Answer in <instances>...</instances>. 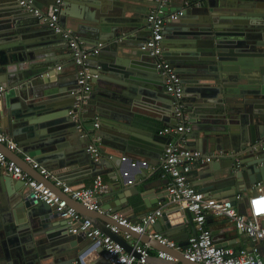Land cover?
Listing matches in <instances>:
<instances>
[{
	"label": "water",
	"instance_id": "water-1",
	"mask_svg": "<svg viewBox=\"0 0 264 264\" xmlns=\"http://www.w3.org/2000/svg\"><path fill=\"white\" fill-rule=\"evenodd\" d=\"M190 1L193 4L176 19L167 21L163 30L162 55L180 76L183 84L180 101L187 102L183 104V116L188 128L180 138L186 136L190 140L186 143L188 147L214 153L211 161L198 170L199 179H203L199 182L201 187L209 195L225 189L227 192L220 195L228 198L243 192L236 207L244 212L249 198L247 189L258 182L264 186V146L260 145L264 140V74L253 75L258 69L253 62L264 59V18L260 20L255 15L250 21L242 20L235 11L248 7L244 0ZM199 1L202 4L196 5ZM159 2L67 0L64 3L59 25L69 29L71 37L82 44L95 43L98 49L89 58L94 61L90 68L95 76L91 80L92 89L85 96L77 84L79 65L67 49L69 38L41 23L32 11L15 0H0V87H4L0 91V115L4 116L7 133L14 136L20 151L29 153L40 165L50 163L49 169L77 163L91 166L93 175L115 172L116 182L104 194L115 198L105 203L99 201L108 214L90 210L80 201L63 196L83 217L127 250L131 249L130 241L106 228L107 223L116 224L110 214L117 212L122 203L128 205L127 191L130 194L139 191L137 183L120 173L121 165L126 161L136 164L127 155L133 151L130 146L142 149V153H136L140 157H161L172 140L168 134L160 133L161 125H171L172 119H176L175 99L163 92L157 58L141 51L152 59L147 61L136 55L139 64L124 59L130 43L149 35L147 15ZM52 3L53 0H35V6L44 13ZM105 6L110 7V12ZM179 7L170 0L163 7V14ZM89 8L96 12H88ZM249 23L261 28L257 29L259 32L253 31ZM248 24L247 29L252 32H245L244 25ZM223 28L228 32L222 31ZM256 40L250 49L237 47ZM169 44L175 48L171 50ZM66 49L76 70L73 74L68 73L65 64L60 66ZM248 50L254 59H248ZM184 52L189 55L184 56ZM259 83L260 88L256 86ZM239 95L243 100L232 103ZM150 99L161 102L167 117L160 119L146 113V102ZM20 121L27 124L26 138L17 136L16 124ZM142 131L150 137L138 136ZM0 145L6 154L5 145ZM89 145L99 151L97 159L87 151ZM220 150L222 155L217 154ZM11 153L22 169L36 179H43L38 168L32 169L18 152ZM142 163L147 165V161ZM44 180L47 186L61 192L52 180ZM142 188L146 190L145 185ZM139 194L144 196L143 192ZM157 197L159 201L164 199L161 195ZM180 214L184 222L192 224L190 211L174 205L163 209L152 228L184 246L187 240L176 237L177 230L182 229L177 220ZM57 218L58 214L48 204L35 200L22 180L0 168V264H88L84 260L90 239L83 233H71L66 220L55 222ZM132 236L151 247H154L152 240L159 244L148 233L132 232ZM96 248L104 252L101 247ZM259 249L263 256L264 246L259 245ZM178 253V262L163 260L167 264H192Z\"/></svg>",
	"mask_w": 264,
	"mask_h": 264
},
{
	"label": "built area",
	"instance_id": "built-area-1",
	"mask_svg": "<svg viewBox=\"0 0 264 264\" xmlns=\"http://www.w3.org/2000/svg\"><path fill=\"white\" fill-rule=\"evenodd\" d=\"M15 1L20 6L32 11L49 28L54 29L56 32H62L65 37L69 38L67 46L73 54L75 63L79 65L77 84L82 94L88 93L91 88V80L95 76L91 72L89 58L95 55L98 49L97 47L86 48L75 37H71L70 30L63 29L59 25L60 13L66 0H53L47 13L42 12L35 6V0ZM169 1L160 0L157 8L152 9L147 15L146 20L150 33L139 48L141 51L148 52L151 56L157 58L156 68L163 78L165 91L175 99L174 113L182 122L174 126H164L160 131L162 134L172 135L173 133L181 134L188 128L184 123V105L180 101L183 96V84L174 67L162 55L160 42L166 22L180 16L185 7L189 5V0H184L180 8L164 15L162 9ZM100 45L99 43L98 46ZM96 125L97 123H94V126ZM0 143L11 151L17 148V144L12 139L1 133ZM260 145L264 146V140ZM87 150L91 151L96 159L99 157V151L94 146L89 145ZM213 154L203 153L197 148L183 146L178 142H170L164 147L160 165L163 174L168 177L167 200L136 220H131L118 212H113L110 216L116 221V224H106V228L111 233L119 234L123 239L130 241V250H127L109 234H104L99 228L95 227L89 218L83 217L63 196V194H66L67 197L80 201L90 210L108 214V211L101 209L99 205V197L108 192V184L100 175L94 177L90 186L74 188L54 176L50 170L43 168L30 155H25L24 160L30 164L32 169L38 168L39 173L43 176V179L39 180L22 169L14 158L8 157L1 149L0 168L12 177L22 180L29 187L35 200L45 202L58 214V218L66 220L69 224L68 230L71 233H83L90 239V248L101 247L107 254L108 264H148L151 247L148 243L134 238L132 232L139 235L148 233L147 228L155 224L163 208L170 204L190 211L195 222L196 233L187 238L184 246L178 245L174 240L158 232L148 233L149 238L156 239L159 244L165 245L167 248L181 252L182 256L192 264H264V258L259 249L260 243H264L263 185L259 182L256 183L255 193L249 196L244 212L238 211L236 207V204L242 200V195L239 192H236L231 198L205 195L192 184L190 171L196 163L210 162ZM217 154H221V151ZM44 179H52L54 186H57L61 192H56L47 186ZM233 201H235V204ZM211 215L227 218L239 232L251 241L249 248L244 246L235 248L216 242L211 229L206 224L207 217ZM157 256L171 262H178V258L166 250H158Z\"/></svg>",
	"mask_w": 264,
	"mask_h": 264
},
{
	"label": "crops",
	"instance_id": "crops-1",
	"mask_svg": "<svg viewBox=\"0 0 264 264\" xmlns=\"http://www.w3.org/2000/svg\"><path fill=\"white\" fill-rule=\"evenodd\" d=\"M44 1L47 2V0H44ZM172 1H173V3H176V4H178V6L181 7L182 2L184 0H172ZM244 2H245V4L248 5V7H244V8L240 7L241 9L239 11H235V12L239 13V16L242 20L245 19V21H250L251 19H254L255 15H257L259 17V19L264 18V0H244ZM76 3H75L76 7L79 10H81L82 7L79 6V4H78L79 1H76ZM66 4H67V0L65 1V5ZM192 4L193 3H191V1L189 0V5H187L185 7V9L189 6H191ZM200 4H202V1H199L196 3V5H200ZM65 5L63 6L62 10H64ZM105 7H106V10L110 9L109 6H105ZM89 11L90 12H92V11L96 12V11H94L93 8H89L88 12ZM102 12L103 11H100V13H102ZM109 12H110V10H109ZM114 12H117V11H114ZM128 13H130V12H128ZM99 16H100V14H99ZM40 22L44 23L41 20H40ZM249 24L251 25L250 28L253 29V31H255V32L258 31L257 29H261L259 27H253V25H254L253 23H249ZM249 24L244 25L245 32H248V31L252 32V30L247 29V26L248 27L250 26ZM226 29L223 28L222 31H226ZM226 32H228V31H226ZM146 38H147V36L142 37V39L138 40L137 43H135V44L130 43V44H132V46H128V48L130 47L129 51L125 50L126 57L124 59L129 61L130 63H134V64H139L138 60H137V56L140 57V59L146 58L147 61H150L152 58H149L148 55L142 53L140 48H139L140 44L143 41H145ZM256 42H257V40L255 41V43H254V41L251 42L252 43L251 45H244L243 44L242 46H237V47H239V48L249 47L248 49H250V47L254 46L256 44ZM160 43H161L162 51H163L164 50L163 44H165V42H163V37H162V41ZM81 44H82V42H81ZM82 45H84L88 49H92L96 46L95 43L90 44L89 42L82 44ZM169 48L172 50L175 47H173V45L169 44ZM187 48H192V47L190 46ZM67 49H69V48L67 47ZM67 49L65 50V55L63 56V60H62V63L60 66L65 64L66 70L68 71V73L73 74V72H76V70L73 67V63L71 62V59H72V58H70L71 53ZM250 53H251V50L250 51L248 50V54H249L248 59L249 58L254 59V57H253L254 55H250ZM143 54L145 56H143ZM183 54L185 56V54H188V53L184 52ZM129 57H131V58H129ZM89 61H90L89 65L91 66L94 63V61H92V60H89ZM253 63L255 65V67L258 68L257 72H254L253 75H255V76L260 75V74L263 75L264 74V72H263L264 71V59H262V61H260L258 63H256V62H253ZM162 85H163L162 86L163 92L167 93L165 91V87H164L163 82H162ZM261 85H262V83H259L256 86H258V88H260ZM92 86H91L90 90L92 89ZM3 90H4V87H0V91H3ZM258 90L260 91V89H258ZM79 92L82 93V91L80 89H79ZM88 93H86L85 96L88 95ZM240 97L237 96L232 101V103L238 102L240 99H242V96H240ZM184 103H187V102L184 101ZM146 104H147V106H146L145 110H146L147 114H150L152 116L153 115L158 116L160 119H161V117H167V112L165 111V108H163V105L161 104L160 101L156 100L153 102V100L151 101V99H150L146 102ZM149 119H150V117H149ZM172 120H173V122H172L173 124H171V125H173V126L176 125L177 123L182 122V120L179 119L178 117H176V119H172ZM94 123H96V122H94ZM94 123H93V125H94ZM184 123L186 126H188V123L185 120H184ZM89 125L92 126L91 122H89ZM164 126H167L166 123H162L161 127H164ZM5 127H6V122H4V116L0 115V133L7 136L10 139H12L17 144V141L15 140L14 136L8 134ZM26 127H27V124L24 121H20L16 124L18 137L24 135V138H26ZM181 134L173 133L172 135H169L168 137H171V139H172L171 142H178L181 145L186 146V143L190 140L188 138H186V136H182V138H180ZM138 136L146 137V138L150 137L144 131H142L140 134H138ZM190 139H191V137H190ZM196 140H197V138H196ZM137 143L143 145L142 142H137ZM144 143L147 144L148 141L144 140ZM0 147H1V145H0ZM19 147L21 148V146H19ZM19 147L17 144V148L14 150V152H18L19 156H21L23 159H24L25 155H30L29 153H24L23 151H20V149H18ZM129 149L130 150L132 149L133 151H129V154H127V155L132 159V161H136V164L133 165V164H131V162L129 163L126 161L125 163H123L121 165L120 173H123L124 175L126 174L127 180L132 181V183H134V184L137 183L136 186H137V189L139 191L136 192L135 194H130V192L127 191L129 196L127 198H125V201L128 202V205L126 206L125 203H122L121 208L117 212L128 217V218H130L131 220H136L141 215H143L144 213L158 207L160 203H163L165 200H167L168 177L166 175H164L162 172L161 165H160L161 164V157H158L157 159L147 157V156L146 157H140L136 153H142L143 151L141 148H139L137 146H130ZM5 150H6V154L12 156V158H15V156L12 155L11 150H8V149H5ZM87 151L92 153L89 150H87ZM220 151H221V154H218V155H222V150H220ZM99 156H100V153H99ZM108 156H111V155H108ZM139 160H141V161H139ZM142 161H147V165H144L142 163ZM70 162H72V159H70ZM202 165H204V163L203 164L196 163L192 167V169L190 171V180H191L192 184L198 190L202 191L207 196L224 197V196H221L220 194L222 192L223 193L227 192V191H225V189L223 191H221V193L209 195V192L204 190L201 187V184H199V182L202 181L203 179H199L198 170L201 168ZM41 166L45 169L50 170L54 174V176L58 177L59 179L63 180L64 182L70 184L74 188H84V187L90 186L94 177L96 176V175L92 174V171H91L92 167L89 165H86V164L85 165H79V164L75 163L74 165H69L67 167L59 168V169H49L50 163L49 164L46 163V165L41 164ZM115 174H116L115 172L110 171L107 174H101L100 176L109 186V185L116 182V180L113 179L115 177ZM204 180H207L206 177L204 178ZM143 185L146 186V190H143V188H142ZM52 189L54 191H56L55 187H52ZM255 189H256V186H254V185L252 187H250L249 189H247L248 195L250 196L252 194L253 190H255ZM263 190H264V186H263ZM56 192H58V191H56ZM140 192H143L144 196H141L139 194ZM239 193L242 195V198H243V192L239 191ZM158 195L163 196L164 199L162 201H159L158 197H157ZM114 198L115 197H105L103 195V196L99 197V201H101L102 203H105V202H108ZM145 200L147 202L148 207L145 205V202H144ZM172 206H174V205L170 204L168 206H165L164 208H168V207H172ZM177 218H178L177 220L181 222L182 229L178 228L179 230H177V232H176V234H177L176 237H183L187 240L188 237L193 235V232L196 233L195 222L193 220H192V224H189L188 221L184 222V219L182 218L181 214ZM174 220H176V219H174ZM59 221L63 222L64 219L57 218L55 220V222H59ZM206 224L211 229L212 236L216 242L227 244V245L235 247V248L241 247V246L249 248V246L251 245V241L244 234L239 232L234 227V225L227 218H225L223 216H213V215L208 216ZM147 232L151 234L154 232V230L152 227H148ZM186 233L188 234V237L186 236ZM161 234L164 235L163 233H161ZM152 242H153L154 247L150 246L151 249H150V255L149 256L158 257L157 256L158 250H166L167 249V250H170L172 252V253L171 252H169V253L173 254L176 258H178L176 256V255H179L178 251L159 246V244L154 240H152ZM260 245L264 246V243H260ZM154 257H151V258L148 257V264H167V262L164 261L163 259H161L160 257H158V258H154ZM263 258H264V255H263ZM84 261L88 264H105V254H104V252L99 251V249H97V248L93 249L91 247L85 256ZM107 264H108V262H107Z\"/></svg>",
	"mask_w": 264,
	"mask_h": 264
},
{
	"label": "clouds",
	"instance_id": "clouds-1",
	"mask_svg": "<svg viewBox=\"0 0 264 264\" xmlns=\"http://www.w3.org/2000/svg\"><path fill=\"white\" fill-rule=\"evenodd\" d=\"M34 160V159H33ZM35 161V160H34ZM51 180V179H50Z\"/></svg>",
	"mask_w": 264,
	"mask_h": 264
}]
</instances>
